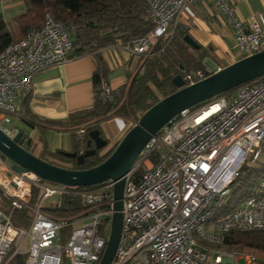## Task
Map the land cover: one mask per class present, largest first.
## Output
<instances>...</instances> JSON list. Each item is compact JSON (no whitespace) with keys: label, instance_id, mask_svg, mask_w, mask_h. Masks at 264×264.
I'll return each instance as SVG.
<instances>
[{"label":"built area","instance_id":"1","mask_svg":"<svg viewBox=\"0 0 264 264\" xmlns=\"http://www.w3.org/2000/svg\"><path fill=\"white\" fill-rule=\"evenodd\" d=\"M199 1L145 0L151 30L139 40L117 45L138 60L162 53L186 8ZM213 2L232 29L237 57L262 51L264 30L259 22L252 19L245 24L227 0ZM72 47L65 26L46 14L40 27L0 52V131L9 139L20 132L6 127L23 116L19 94L30 92L43 70L68 63ZM220 70L189 72L182 79L187 87ZM101 88L110 98L111 86L103 83ZM84 132L81 128L77 135ZM263 141L264 76L186 109L162 127L125 178L121 232L111 264L254 263V257L220 247L229 233L264 230V173L248 197L225 209L247 162L253 166L261 161ZM114 184L107 181L77 191L32 173H15L0 154V193L9 208L5 212L0 201V264L17 254L26 256L25 264H98L114 214ZM33 189L38 196L32 203ZM65 195L77 196L81 211L52 218L45 210L56 209ZM53 198L56 201L45 203ZM24 210L30 213L29 225L14 226L11 213Z\"/></svg>","mask_w":264,"mask_h":264},{"label":"trees","instance_id":"2","mask_svg":"<svg viewBox=\"0 0 264 264\" xmlns=\"http://www.w3.org/2000/svg\"><path fill=\"white\" fill-rule=\"evenodd\" d=\"M23 3L24 12L11 19L15 30L10 29V25L0 14V52L22 39L28 30L40 27L45 15L49 14L60 21L68 32L73 46L70 58L73 54L90 55L95 61L96 68L91 79L93 95L91 108L71 114L66 122H40L31 116L26 102L22 103L23 116L27 118L24 120L26 125L31 128L69 129L72 152L77 154L87 149L90 132L98 130L103 137L100 123L118 118L126 122L132 121L130 127L132 128L144 112L176 92L172 83L176 76L182 77L189 72L205 71L203 61L207 54L201 47L197 51L190 50L184 42V37L188 33L179 26L164 51L151 58H140L128 82L113 90L110 98H107L101 87L103 83H107L109 70L101 51L116 44L127 45L139 40L151 30L145 19L147 14L145 0H24ZM170 47L174 50H169ZM159 49L160 45L156 46L155 51ZM81 128L85 129V132L78 136L77 131ZM118 142L104 156L97 153L94 157L86 159L81 166H78L76 160L61 156V151L52 155L65 164L63 168L87 170L105 161ZM24 148L28 151L26 147ZM258 171L253 178L251 177L252 182L259 176ZM248 177L249 172L243 176L242 181ZM84 189L88 188H76L77 191ZM250 194V189L242 188L238 184L232 190L231 199L225 209L231 210ZM37 196L38 190L33 189L32 203L36 201ZM45 211L52 218L71 217L81 211L80 199L77 196L65 195L60 198L56 209L48 208ZM30 219V213L26 210L11 213V221L16 227H27ZM220 248L246 256H255L264 264V230L229 233ZM25 259V255L17 254L7 264H25Z\"/></svg>","mask_w":264,"mask_h":264},{"label":"crops","instance_id":"3","mask_svg":"<svg viewBox=\"0 0 264 264\" xmlns=\"http://www.w3.org/2000/svg\"><path fill=\"white\" fill-rule=\"evenodd\" d=\"M227 2L235 8L237 17L243 23L247 24L253 19L259 22L264 30V0H227ZM3 9L2 13L14 9V6ZM12 18L3 17L6 22ZM180 26L185 28L188 35L207 54L203 61L205 69H223L241 60L234 49L232 29L213 0H201L188 6L181 18ZM262 50H264V39ZM101 56L109 70L107 83L113 90L128 82L139 61L136 57L129 56L117 44L103 49ZM95 68L92 56L73 54L68 63L48 68L37 74L33 80L32 90L28 93H20L18 99L21 104L23 101L26 102L29 113L37 121L66 122L71 114L92 107L91 79ZM14 119L21 123V127H14L31 138L32 141L26 146L32 149V154L36 150L38 158L60 167L65 165L52 154L57 151L72 152L69 129L31 128L24 122L27 119L25 116ZM125 122L117 118L100 123L103 138L108 140L113 137L112 135L123 134L126 128ZM0 201L4 211L8 213L9 208L2 196Z\"/></svg>","mask_w":264,"mask_h":264},{"label":"water","instance_id":"4","mask_svg":"<svg viewBox=\"0 0 264 264\" xmlns=\"http://www.w3.org/2000/svg\"><path fill=\"white\" fill-rule=\"evenodd\" d=\"M184 42L197 51L200 46L189 36ZM264 76V50L241 59L212 74L205 80L185 87L181 76H176L173 86L176 92L163 98L144 112L115 146L112 153L100 165L87 170H70L37 158L24 147L32 140L20 131L13 140L0 131V154L7 159L15 173H32L41 180L65 187L90 188L113 181V211L109 237L98 264H111L120 238L122 223V199L125 178L130 173L138 155L162 127L168 125L182 111L198 106L212 98L227 93L240 85ZM108 145L98 130L89 133L87 149L80 154L60 152L67 159L76 160L81 166ZM93 146V147H92Z\"/></svg>","mask_w":264,"mask_h":264},{"label":"rangeland","instance_id":"5","mask_svg":"<svg viewBox=\"0 0 264 264\" xmlns=\"http://www.w3.org/2000/svg\"><path fill=\"white\" fill-rule=\"evenodd\" d=\"M2 0H0V14L4 17L6 16L7 19H10L12 18L14 15H17L19 13H22L24 12V3L23 1L24 0H9L8 2L4 3V4H1ZM23 3V5H21ZM10 6H14V9H11L7 12H3L2 11L4 10L3 8H8ZM8 24L10 25V29L13 28V30H15V26L13 24V22L10 20L8 21ZM185 29V28H184ZM190 48V47H189ZM169 50L173 51L174 48L173 47H170ZM190 50H193L192 48H190ZM194 51V50H193ZM113 120V119H112ZM132 125V121H129V122H125V131L123 134H115V135H112L113 137H110V139L106 140L108 145L106 148H104L103 150L99 151L98 154L99 156H104L106 153H108L112 148L113 146L123 137V135L130 129ZM14 126L16 127H21V123L20 121L18 120H15V119H12V124L11 125H7L6 127H8L9 129L10 128H13ZM104 137V136H103ZM30 152H32V149L30 147H27L25 146ZM261 161H258L255 165H251L247 162V165L245 166L244 170L242 171V175L240 177V179L238 180V184H240V186H242V188H246V189H250V191L252 192L254 190V188L256 187L257 183L259 182V180L261 179L263 173H264V141L262 142V145H261ZM34 156L38 155L37 151L35 150L34 151ZM37 157V156H36ZM2 158L5 160V157L2 156ZM38 158V157H37ZM261 169V170H260ZM260 170V171H258ZM260 172L259 176L256 177V179L254 180V182H252V178L254 176V174L256 172ZM250 173V177H248V179L242 181V178L243 176L246 174V173ZM252 177V178H251ZM0 199H1V193H0ZM56 201V199H50L48 201H46L45 203L47 204H50L52 202ZM220 213H218L216 215V217L214 218L213 222H216L218 220V218L220 217ZM105 225L106 224H103L101 226V231L103 232V229L105 228ZM109 234V233H108ZM196 241L199 243V240L197 238H195ZM205 247H208L212 250H215V249H218L216 246H213V245H210V244H203ZM224 250V249H222ZM226 252H235V251H227V250H224ZM237 253V252H236ZM254 256V255H253ZM255 257V256H254ZM256 258V257H255ZM239 264H245L244 260H240ZM252 264H262L261 261H259L258 258H256V262L252 263Z\"/></svg>","mask_w":264,"mask_h":264},{"label":"flooded vegetation","instance_id":"6","mask_svg":"<svg viewBox=\"0 0 264 264\" xmlns=\"http://www.w3.org/2000/svg\"><path fill=\"white\" fill-rule=\"evenodd\" d=\"M103 138V137H102ZM104 139V138H103Z\"/></svg>","mask_w":264,"mask_h":264}]
</instances>
